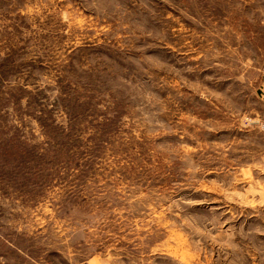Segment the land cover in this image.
I'll return each mask as SVG.
<instances>
[{
	"label": "rangeland",
	"instance_id": "obj_1",
	"mask_svg": "<svg viewBox=\"0 0 264 264\" xmlns=\"http://www.w3.org/2000/svg\"><path fill=\"white\" fill-rule=\"evenodd\" d=\"M264 0H0V264H264Z\"/></svg>",
	"mask_w": 264,
	"mask_h": 264
},
{
	"label": "crops",
	"instance_id": "obj_2",
	"mask_svg": "<svg viewBox=\"0 0 264 264\" xmlns=\"http://www.w3.org/2000/svg\"><path fill=\"white\" fill-rule=\"evenodd\" d=\"M263 98H264V95H263Z\"/></svg>",
	"mask_w": 264,
	"mask_h": 264
}]
</instances>
